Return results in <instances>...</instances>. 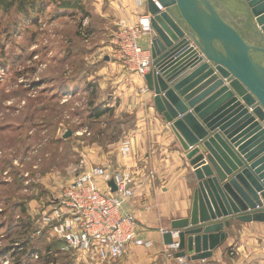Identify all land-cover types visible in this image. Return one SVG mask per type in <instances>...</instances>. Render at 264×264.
<instances>
[{
  "label": "rangeland",
  "instance_id": "rangeland-1",
  "mask_svg": "<svg viewBox=\"0 0 264 264\" xmlns=\"http://www.w3.org/2000/svg\"><path fill=\"white\" fill-rule=\"evenodd\" d=\"M92 4L0 0V264H103L41 225L59 184L95 164L121 170L120 145L135 130L138 75L106 59L121 20Z\"/></svg>",
  "mask_w": 264,
  "mask_h": 264
},
{
  "label": "water",
  "instance_id": "water-1",
  "mask_svg": "<svg viewBox=\"0 0 264 264\" xmlns=\"http://www.w3.org/2000/svg\"><path fill=\"white\" fill-rule=\"evenodd\" d=\"M264 41V0H243ZM152 106L169 126L193 178L174 258L212 257L231 220L264 224V65L209 0H147ZM67 134L65 137H67ZM109 185L115 190L113 183Z\"/></svg>",
  "mask_w": 264,
  "mask_h": 264
},
{
  "label": "crops",
  "instance_id": "crops-1",
  "mask_svg": "<svg viewBox=\"0 0 264 264\" xmlns=\"http://www.w3.org/2000/svg\"><path fill=\"white\" fill-rule=\"evenodd\" d=\"M209 1L220 18L247 44L264 47L260 34L256 35L252 29V18L243 0ZM92 5L94 13L106 19L111 15L116 24L122 19L136 24L141 15L148 14L146 3L136 7L133 0H94ZM138 44L149 50L150 36H141ZM255 54L260 56L258 52ZM113 57L116 58L111 53L106 59ZM256 60L264 65L263 54ZM133 78L136 86L130 95L135 130L129 138L130 154L125 160L119 157L118 165L120 169L134 170L136 192L134 198L124 203L122 213L135 217L139 238L150 240L153 246L144 249L130 244L123 258L104 264H179L174 257L168 259L162 253V232L171 231L173 221L188 217L193 178L169 126L152 106L153 95L141 94L145 82L138 76L133 75ZM225 231V242L211 258L197 261L184 258L185 264H264V224L231 220Z\"/></svg>",
  "mask_w": 264,
  "mask_h": 264
},
{
  "label": "built area",
  "instance_id": "built-area-1",
  "mask_svg": "<svg viewBox=\"0 0 264 264\" xmlns=\"http://www.w3.org/2000/svg\"><path fill=\"white\" fill-rule=\"evenodd\" d=\"M146 1L133 0L136 7L144 6ZM151 29L148 14L141 15L136 24L121 20L120 31L112 40L114 56L134 69L142 80L151 70V55L139 46L138 41L141 36L149 35ZM141 92L148 91L143 88ZM130 151L129 140L122 142L121 159L125 160ZM59 185L55 188L58 195L54 207L42 213L41 225L60 239L66 250L104 264L123 258L130 244L137 248H152L150 240L139 238L135 218L122 213L124 203L134 198L136 192L134 170L114 171L95 164L72 181ZM164 251L168 259H173L178 251L177 241L173 239ZM176 260L185 264L184 258Z\"/></svg>",
  "mask_w": 264,
  "mask_h": 264
},
{
  "label": "trees",
  "instance_id": "trees-1",
  "mask_svg": "<svg viewBox=\"0 0 264 264\" xmlns=\"http://www.w3.org/2000/svg\"><path fill=\"white\" fill-rule=\"evenodd\" d=\"M12 3L13 2L10 1L8 4H5V5H6V7H8V6L10 7ZM61 8H63V9H70V8H74V6L71 5L70 2H63L62 5H61Z\"/></svg>",
  "mask_w": 264,
  "mask_h": 264
},
{
  "label": "flooded vegetation",
  "instance_id": "flooded-vegetation-1",
  "mask_svg": "<svg viewBox=\"0 0 264 264\" xmlns=\"http://www.w3.org/2000/svg\"><path fill=\"white\" fill-rule=\"evenodd\" d=\"M254 56V55H253Z\"/></svg>",
  "mask_w": 264,
  "mask_h": 264
}]
</instances>
